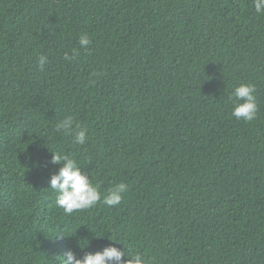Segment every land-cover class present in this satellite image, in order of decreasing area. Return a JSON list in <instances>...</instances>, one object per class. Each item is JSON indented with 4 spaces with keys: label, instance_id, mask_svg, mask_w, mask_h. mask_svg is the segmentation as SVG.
Instances as JSON below:
<instances>
[{
    "label": "trees",
    "instance_id": "16d2710c",
    "mask_svg": "<svg viewBox=\"0 0 264 264\" xmlns=\"http://www.w3.org/2000/svg\"><path fill=\"white\" fill-rule=\"evenodd\" d=\"M84 33L90 51L65 60ZM242 83L256 87L251 122L231 115ZM66 116L87 129L84 145L56 132ZM50 151L102 193L126 183L121 204L66 215L48 189L62 166ZM109 244L154 264H264L253 0H0V264H59Z\"/></svg>",
    "mask_w": 264,
    "mask_h": 264
},
{
    "label": "clouds",
    "instance_id": "9594fccd",
    "mask_svg": "<svg viewBox=\"0 0 264 264\" xmlns=\"http://www.w3.org/2000/svg\"><path fill=\"white\" fill-rule=\"evenodd\" d=\"M253 8L258 17H264V0H253ZM91 43L92 40L87 33L81 34L78 40L79 48H74L70 56L65 54L64 59L70 62L78 59L80 50L90 51ZM48 63L47 55L38 56L37 67L40 70H43ZM255 93L256 87L245 83L235 86L229 93L228 101L233 104L231 115L237 121L251 122L256 119L259 106ZM55 130L57 133L72 135L73 142L77 145H84L89 139L87 129L76 122L72 116H66L60 120ZM50 152L49 163L62 166L50 175L48 189L56 194L55 204L66 215L91 209L98 203L110 208L116 207L121 204L124 194L129 191V186L121 181L111 186L106 194L102 193L99 185L93 184L89 175L82 171L75 159L61 152ZM109 240L118 243L115 240ZM86 246L87 241L79 243L81 249ZM59 264H154V261L153 258L146 257L143 252L134 251L124 245L121 249L109 244L102 250L86 252L80 258L69 249L60 257Z\"/></svg>",
    "mask_w": 264,
    "mask_h": 264
}]
</instances>
